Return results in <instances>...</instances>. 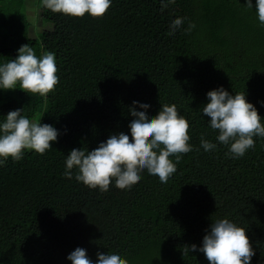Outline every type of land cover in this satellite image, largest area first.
Returning <instances> with one entry per match:
<instances>
[{
	"label": "trees",
	"instance_id": "trees-1",
	"mask_svg": "<svg viewBox=\"0 0 264 264\" xmlns=\"http://www.w3.org/2000/svg\"><path fill=\"white\" fill-rule=\"evenodd\" d=\"M31 1L0 0V65L23 45L38 57L53 52L59 84L47 96L0 90V123L24 109L59 136L45 154L26 150L22 160L0 166V264H71L77 247L93 264L98 252L119 253L129 264H210L184 248L202 247L212 220L224 218L246 229L251 264H264V138L231 158L202 112L208 92L223 87L245 93L264 119V27L256 0L251 9L246 0H176L164 11L161 0H112L102 19L55 14L37 0L52 28L34 37ZM177 18L182 26L168 35ZM190 23L195 28L186 32ZM134 102L150 105V118L175 104L190 124L193 151L168 182L145 170L130 190L113 181L101 192L77 181L76 169L66 178L71 150H94L113 134L131 138ZM201 135L217 147L205 151Z\"/></svg>",
	"mask_w": 264,
	"mask_h": 264
},
{
	"label": "clouds",
	"instance_id": "clouds-1",
	"mask_svg": "<svg viewBox=\"0 0 264 264\" xmlns=\"http://www.w3.org/2000/svg\"><path fill=\"white\" fill-rule=\"evenodd\" d=\"M175 2L161 0V11ZM246 2L247 8H253L252 0ZM42 5L55 14L71 18H83L88 14L102 19L110 10L112 0H42ZM256 13L264 27V0H256ZM183 20L175 19L168 35H174ZM193 28L195 24L190 23L186 32ZM58 71L55 53L44 52L38 57L31 46L23 45L17 58L0 65V90L19 88L27 94L47 96L59 84ZM207 96L210 102L202 112L211 118L209 126L218 132L216 139L228 146L227 155L231 158H242L248 150L254 149V137L264 138V119L255 106L247 102L243 92L233 96L221 87L208 92ZM136 107L143 111H137ZM149 107L148 104L134 102L130 109L134 117L129 125L131 138L124 133L113 134L94 150H71L65 161V177L71 179L73 169H76L77 181L101 192H107L113 181L116 188L130 190L141 181L145 170L158 176L161 183H167L177 171L182 155L193 151L189 143L190 124L175 104L162 105L159 113L151 118L147 115ZM23 112L24 109L10 111L5 121L0 123V166L8 159L22 160L26 150L43 155L58 139L59 132L55 127L29 119ZM200 139L205 151L210 152L217 147L204 135ZM170 157H175V162ZM189 251L202 252L210 264H251L255 255L246 229L227 218L212 220L210 230L203 238V246L199 249L195 244L186 246L184 254ZM97 257L96 264H129L128 259L116 252H98ZM67 259L71 264H93L87 251L80 247Z\"/></svg>",
	"mask_w": 264,
	"mask_h": 264
},
{
	"label": "rangeland",
	"instance_id": "rangeland-1",
	"mask_svg": "<svg viewBox=\"0 0 264 264\" xmlns=\"http://www.w3.org/2000/svg\"><path fill=\"white\" fill-rule=\"evenodd\" d=\"M36 2H37V0H35V1L32 0L29 3L28 9H27L28 20L30 21V23H32V25L30 27V35L32 37H34L35 35L42 32L43 29L48 30V29L52 28V25L50 23L41 20V10H40V8H38L36 6Z\"/></svg>",
	"mask_w": 264,
	"mask_h": 264
}]
</instances>
